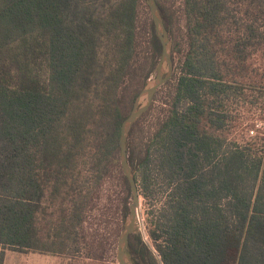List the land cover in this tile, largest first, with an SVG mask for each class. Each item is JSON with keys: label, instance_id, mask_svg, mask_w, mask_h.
Here are the masks:
<instances>
[{"label": "trees", "instance_id": "1", "mask_svg": "<svg viewBox=\"0 0 264 264\" xmlns=\"http://www.w3.org/2000/svg\"><path fill=\"white\" fill-rule=\"evenodd\" d=\"M156 1L172 40L171 16ZM183 1L194 42L221 28L224 0ZM139 4L0 0V264L7 248L64 254L110 158L120 161L121 124L129 115L121 94L137 71ZM150 26L154 68L162 46ZM246 32L255 35L252 26ZM172 59L175 66L174 50ZM206 61L187 56L170 115L155 134L159 152L155 159L146 154L139 174L129 151L133 127L129 134L139 195L152 190L156 160L169 187L167 215L146 234L158 255L141 236L132 242V233L127 255L134 264H264V142L255 152L239 145L223 150L225 103L244 85ZM82 163L90 172L83 182ZM119 170L125 197L114 217L120 211L126 218L132 195ZM58 200L59 220L47 222L46 202Z\"/></svg>", "mask_w": 264, "mask_h": 264}, {"label": "rangeland", "instance_id": "2", "mask_svg": "<svg viewBox=\"0 0 264 264\" xmlns=\"http://www.w3.org/2000/svg\"><path fill=\"white\" fill-rule=\"evenodd\" d=\"M158 2L166 7L171 16L172 51L176 54V64L172 82L157 91L148 111L133 126L129 151L138 174V166L146 154L159 152L155 148V134L170 115L175 80L182 74V67L189 54L206 59L208 65L211 63L217 66L226 80L244 85L240 91H234L231 99L225 103L224 111L228 112V119L220 131L224 140L223 150L227 152L235 145L252 148V152L259 150L264 142V5L257 6L250 0H224L226 19L221 28L212 32L206 40L199 37L194 42L184 1ZM146 4L140 0L136 23L139 42V61L135 66L137 71L128 78L121 94L122 112L126 115L131 112L142 88L155 77L158 63L152 68V17ZM250 26L254 28L255 35L247 37L246 31ZM251 84L257 85L256 90L246 87ZM154 154L153 159L157 156ZM157 164L156 160L152 165V190L149 193L142 191L140 196V224L131 235L132 242L141 236L154 252L157 250L151 237L145 239L142 231L149 235L162 215H167L169 188L168 180L161 174ZM119 167L121 164L115 154L110 158L107 173L98 185L93 207L83 215L82 223L77 226L74 239L67 243L64 254H25L7 248L4 264H119L116 256L118 238L126 219L120 211L114 217V205L125 197ZM80 170L83 172L80 181L83 182L85 176H90V172L83 163ZM60 202H46L49 212L47 222L55 223L57 218L59 220ZM41 226H44L43 221ZM155 254L158 255V251Z\"/></svg>", "mask_w": 264, "mask_h": 264}, {"label": "water", "instance_id": "3", "mask_svg": "<svg viewBox=\"0 0 264 264\" xmlns=\"http://www.w3.org/2000/svg\"><path fill=\"white\" fill-rule=\"evenodd\" d=\"M147 5L155 27V33L161 43L162 50L160 59L156 66V74L153 79L139 92L129 115L121 124L120 142V164L124 176L127 178L132 195L129 214L125 219L123 229L118 238L117 261L119 264H134L127 255L129 236L140 224V195L138 185L132 167L128 161V137L134 124L150 108L157 91L172 78L174 63L172 59V41L165 26L159 6L156 0H147Z\"/></svg>", "mask_w": 264, "mask_h": 264}, {"label": "built area", "instance_id": "4", "mask_svg": "<svg viewBox=\"0 0 264 264\" xmlns=\"http://www.w3.org/2000/svg\"><path fill=\"white\" fill-rule=\"evenodd\" d=\"M141 229V228H140ZM142 231V230H141ZM142 234H143V237L146 239L147 238V236H146V233H145V231H142Z\"/></svg>", "mask_w": 264, "mask_h": 264}, {"label": "crops", "instance_id": "5", "mask_svg": "<svg viewBox=\"0 0 264 264\" xmlns=\"http://www.w3.org/2000/svg\"><path fill=\"white\" fill-rule=\"evenodd\" d=\"M0 252H1V249H0ZM26 254V253H25ZM6 263V262H5ZM2 264H4V262L2 263Z\"/></svg>", "mask_w": 264, "mask_h": 264}]
</instances>
